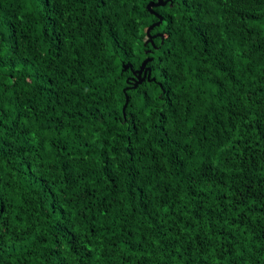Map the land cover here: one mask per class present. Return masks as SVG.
<instances>
[{
    "label": "trees",
    "instance_id": "16d2710c",
    "mask_svg": "<svg viewBox=\"0 0 264 264\" xmlns=\"http://www.w3.org/2000/svg\"><path fill=\"white\" fill-rule=\"evenodd\" d=\"M166 2L0 0V264H264V0Z\"/></svg>",
    "mask_w": 264,
    "mask_h": 264
},
{
    "label": "water",
    "instance_id": "95a60500",
    "mask_svg": "<svg viewBox=\"0 0 264 264\" xmlns=\"http://www.w3.org/2000/svg\"><path fill=\"white\" fill-rule=\"evenodd\" d=\"M167 3V2H166ZM166 3H165V5H166ZM164 5V6H165ZM152 8H154V7H152ZM152 8L151 9H149V7L147 6V9H148V11L151 13V14H154L158 19H159V21L158 22H156V23H154V24H152L149 28L152 30L154 27H157V26H159V24L161 23V21H162V19H161V17L160 16H158L153 10H152ZM148 28V29H149ZM148 62V60H144L143 62H142V64H141V66H140V68L138 69V70H136V71H134V75H136V79H135V81H134V83H133V88H135L138 84H140V83H142L146 78V76H148L147 78L149 79V76H150V73H149V69H148V75H147V72L144 70L145 69V65H146V63ZM126 104H127V100H126V102H125V105H124V107H123V111H124V109H125V107H126Z\"/></svg>",
    "mask_w": 264,
    "mask_h": 264
},
{
    "label": "snow or ice",
    "instance_id": "6c2138e0",
    "mask_svg": "<svg viewBox=\"0 0 264 264\" xmlns=\"http://www.w3.org/2000/svg\"><path fill=\"white\" fill-rule=\"evenodd\" d=\"M166 3V0H149V4L148 7L149 9H151L152 7H163ZM146 44L145 46L147 47V45L151 42V29H147L146 30ZM0 211H2V209H0Z\"/></svg>",
    "mask_w": 264,
    "mask_h": 264
},
{
    "label": "bare ground",
    "instance_id": "6f19581e",
    "mask_svg": "<svg viewBox=\"0 0 264 264\" xmlns=\"http://www.w3.org/2000/svg\"><path fill=\"white\" fill-rule=\"evenodd\" d=\"M72 151H74V150H72ZM68 163V162H67ZM74 163V162H73ZM66 165V164H65ZM68 168H70V167H68Z\"/></svg>",
    "mask_w": 264,
    "mask_h": 264
}]
</instances>
